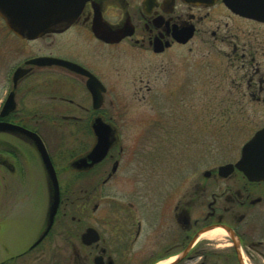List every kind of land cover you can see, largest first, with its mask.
<instances>
[{"label":"flooded vegetation","instance_id":"1","mask_svg":"<svg viewBox=\"0 0 264 264\" xmlns=\"http://www.w3.org/2000/svg\"><path fill=\"white\" fill-rule=\"evenodd\" d=\"M5 29L21 44L22 60H12L6 72L10 88L0 100V123L40 138L59 201L50 225V184L34 144L0 132V264H264V181H249L237 169L222 178L216 168L203 175L212 184L195 186L204 187L200 194L167 201L145 199L142 185H130L125 199L108 187L124 155L114 119L115 108L124 107L114 103L123 78L114 73V59L126 52L158 57L194 42L218 44L233 71L235 106L264 111V22L233 13L224 0H87L70 26L38 39ZM140 82L139 90L149 93V81ZM10 93L14 108L1 116ZM97 126L110 129L109 147L90 165ZM38 128L59 129L56 145ZM18 138L43 171L41 208L27 183L28 162L27 174L18 168ZM135 143L126 153L135 152ZM214 229L224 234L200 243L201 233Z\"/></svg>","mask_w":264,"mask_h":264},{"label":"rangeland","instance_id":"2","mask_svg":"<svg viewBox=\"0 0 264 264\" xmlns=\"http://www.w3.org/2000/svg\"><path fill=\"white\" fill-rule=\"evenodd\" d=\"M21 47L0 19V100L10 88L6 75L10 63L22 60ZM114 60V73L123 78L114 103L124 104L114 112L124 146L120 168L108 186L116 198L125 199L132 185H142L149 201L180 200L185 193L200 194L204 187L196 185L214 182L205 179L203 173L236 161L241 147L264 123V111L235 106L231 93L233 71L228 70V59L220 54L218 44L194 42L158 57L126 52ZM227 70L230 76L223 75ZM140 79L143 84L149 81V93L144 88L139 90L143 87ZM38 130L47 143L56 145L59 129ZM65 131L68 135V129ZM17 141L23 158L18 162L19 171L27 174L24 167L28 162L31 178L27 183L34 192L35 205L41 208L45 201L42 168L31 149L19 138ZM135 141L139 142L138 148L132 154L126 153L136 146ZM64 178L72 182V173ZM36 212L34 217L40 214ZM197 212L195 209L194 215ZM204 241L200 238V243Z\"/></svg>","mask_w":264,"mask_h":264},{"label":"water","instance_id":"3","mask_svg":"<svg viewBox=\"0 0 264 264\" xmlns=\"http://www.w3.org/2000/svg\"><path fill=\"white\" fill-rule=\"evenodd\" d=\"M87 0H0V18L6 28L19 38L35 40L43 35L61 30L71 25L79 15ZM226 7L233 13L264 22V0H224ZM42 59L30 61L40 64ZM17 73H15V78ZM13 94L10 93L2 107L1 116L14 108ZM97 145L88 156L90 165L100 162L109 147L110 129L97 126ZM0 132H14L30 140L43 165L50 184L49 224L55 216L59 190L56 173L40 138L33 132L0 123ZM84 162V161H81ZM234 169L240 171L249 181H264V126L242 146L240 158L235 164H225L217 168L219 177H227ZM209 172L203 173L209 176ZM49 225V226H50Z\"/></svg>","mask_w":264,"mask_h":264},{"label":"bare ground","instance_id":"4","mask_svg":"<svg viewBox=\"0 0 264 264\" xmlns=\"http://www.w3.org/2000/svg\"><path fill=\"white\" fill-rule=\"evenodd\" d=\"M224 232L221 229H214L208 232H205L203 234L200 235V238H204V239H214L218 236L223 235Z\"/></svg>","mask_w":264,"mask_h":264}]
</instances>
